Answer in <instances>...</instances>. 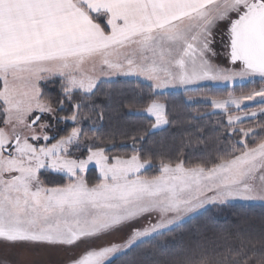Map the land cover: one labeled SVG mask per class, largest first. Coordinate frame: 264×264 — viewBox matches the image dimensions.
<instances>
[{
	"label": "snow or ice",
	"instance_id": "1",
	"mask_svg": "<svg viewBox=\"0 0 264 264\" xmlns=\"http://www.w3.org/2000/svg\"><path fill=\"white\" fill-rule=\"evenodd\" d=\"M225 21V47L234 69L212 60L217 54L214 29ZM97 72L144 77L157 95L175 83L264 80V0H0V242L72 249L127 229L123 241L90 247L67 262L106 264L154 235L174 231L205 205L264 202V139L251 145L238 140V149L228 155L193 166L179 157H161L153 164L135 146L128 158L110 156L111 149L100 144L86 145L87 154L74 157L82 129L73 127L56 139L47 134L50 126L41 117L78 125L81 105H73L70 117L55 115L52 104L44 102L40 82L60 78L64 99L57 103L63 111L74 93L95 95ZM257 96L264 103V89L210 103L226 112L229 105L239 108L242 99ZM146 112L155 118L154 128L169 123L165 105L155 99ZM233 122L229 115L228 125ZM233 131L242 137L253 133ZM92 164L99 179L89 184L85 173ZM150 167L158 174L145 175ZM41 170L64 174L68 182L47 186ZM230 260L240 264L224 254L212 258L197 244L184 264ZM256 264H264V257Z\"/></svg>",
	"mask_w": 264,
	"mask_h": 264
},
{
	"label": "trees",
	"instance_id": "2",
	"mask_svg": "<svg viewBox=\"0 0 264 264\" xmlns=\"http://www.w3.org/2000/svg\"><path fill=\"white\" fill-rule=\"evenodd\" d=\"M103 24V21H99ZM61 80L49 79L40 86L45 103H51L55 115L70 117L73 105L80 104V121L76 125L70 120L49 122L52 130L48 134L59 139L70 133L73 127L82 129V144L74 157L85 156V146L100 144L110 156L119 155L128 158L134 154L133 146L142 151V157H148L153 164L159 158L175 161L178 157L186 165L213 160L226 156L238 149L237 141L245 139L234 129H253L254 135L245 139L249 145L264 139V114L256 119L230 127L227 116L214 114L212 107L203 103L189 105L190 99L225 100L229 96H247L264 88V81L238 85L233 88L201 87L192 92L156 94L154 88L139 81L117 80L101 83L95 95L85 96L74 93L72 102H64L63 111L58 101L63 100ZM151 99L165 105L168 126L159 132H153L154 120L145 116ZM261 107L245 109L249 114ZM4 119L0 113V127ZM44 118H42V121ZM50 140L48 143H54ZM158 174L151 167L145 175ZM41 180L47 186L67 183V177L42 172ZM89 184L98 182L96 170H90L85 176ZM199 244L212 258L220 254L234 257L243 264L256 262L264 257V205L215 206L184 225L134 247L110 264H184L191 250ZM239 253V254H238ZM229 264H234L232 260Z\"/></svg>",
	"mask_w": 264,
	"mask_h": 264
},
{
	"label": "rangeland",
	"instance_id": "3",
	"mask_svg": "<svg viewBox=\"0 0 264 264\" xmlns=\"http://www.w3.org/2000/svg\"><path fill=\"white\" fill-rule=\"evenodd\" d=\"M227 27H228V25H227V22L225 21V22L219 23L217 28L214 29L215 43L213 44V47L215 48L217 54L214 57H212V60H213V63H215V64H217L223 68L234 69V68H236V66L230 62V57L228 55L229 49L227 47H225V45L227 43V39H228L227 35H226ZM136 77L137 76L130 75L128 79H131V81H136V80H133V79H138ZM52 79H54V78H52ZM140 79H144V81L146 83H148L147 85H150V86L152 85V82L147 80L146 78L142 77ZM119 80H122V79H119ZM255 81H264V80H261V78L258 76L251 77V78L246 77L244 79L237 77L233 81H227V82H225V81H202V82H199L197 85L188 86V87H185L183 85L175 83V84H170L165 88H162L160 90L159 94L192 92V91H195V90H197L201 87H205V86L213 87V88H233V87L238 86V85H244V84L252 83ZM43 82H45V81H43ZM42 83L40 84V86L42 85ZM154 90L156 92L155 88H154ZM241 97H245V96H241ZM241 97L229 96L225 100H228L229 98H241ZM211 100L212 99H207V98L206 99L205 98H203V99H190V100H187V103L189 105H193L196 103H203L206 105H210L212 107L214 114L226 115L227 116V122H228V116L231 115L234 118V122L231 125L232 127H236L243 122L256 119L260 115L264 114V103L260 102L261 98L258 96L255 97L254 99H251V100L242 99L239 108H237L234 105H229L226 112L224 109L215 108L210 103ZM256 106H260L261 108L259 110H254L249 114L243 113V111L245 109H251V108H254ZM252 113H255L256 115L253 117L251 115ZM144 115L153 119L155 122V118L153 116L148 115L147 112H145ZM236 117H240L241 119L239 121H236L235 120ZM42 118H44V120L42 121V119H41V122L47 123L50 126L48 129L45 130V131H47V134H48V131L52 130V125H50L49 122H52L55 119L53 118L52 115H47V114L42 116ZM39 123L40 122H38L37 126H36V130L38 132L41 131L40 128L38 127ZM167 126H168V124L162 125L159 128H154L153 132L162 131ZM1 127H4L3 123L1 125ZM255 133H256V131H253V133H250L248 137H244V138L247 139V138L251 137L252 135H254ZM25 134H28V133L26 132ZM76 154H78V149L74 150L73 156H75ZM150 168L145 169V172L147 170H149ZM92 169H94V170L97 169L99 171V169L96 165H94V164L89 165V167L85 173V176ZM42 172L54 173L50 170H41V173ZM54 174H57V173H54ZM58 175L65 176L64 174H58ZM236 204L264 205V202H261L259 200H253V201L233 200L230 204H228L226 206H231V205H236ZM213 207H215V206L214 205H205L203 209L198 210L195 213H191V214L186 215L183 218V221L180 224V226H182L185 223L189 222L190 220L196 218L197 216L207 212L208 210H210ZM153 219H155V217H153ZM138 223L143 224L144 222L141 221ZM176 228H178V227H176ZM127 231H128L127 229H123L121 231L112 233L110 236H104L101 240L97 241L94 245L81 244V245L74 247L72 249L34 248V247L22 246V245L13 246V245H10V244L4 243V242H0V264H67L70 257L79 258L90 247H97L98 248L101 245L110 244L114 241L115 242L123 241L125 236L127 235ZM166 233H168V232H166ZM158 236H160V235H154L153 238L158 237ZM153 238H148L144 242L150 241ZM144 242H142V243H144ZM142 243H138V245H140ZM123 255H125V254H123ZM123 255H116L110 259H112V261H113L115 258L117 259ZM110 263H109V261L106 262V264H110Z\"/></svg>",
	"mask_w": 264,
	"mask_h": 264
},
{
	"label": "crops",
	"instance_id": "4",
	"mask_svg": "<svg viewBox=\"0 0 264 264\" xmlns=\"http://www.w3.org/2000/svg\"><path fill=\"white\" fill-rule=\"evenodd\" d=\"M126 76V77H125ZM130 75H124L122 73L120 74H117V73H111V74H104V73H99L97 72V80H98V85H100L101 83H107V82H114V81H117L119 79H122V80H131V79H128ZM56 78H59V77H56ZM138 79H133V80H136V81H139V82H142V83H146L144 81V79H140L142 77H136ZM43 81L40 82V84L42 83ZM148 84V83H146ZM95 91V90H94ZM83 94V93H82ZM97 170V169H96ZM98 172V175H99V171L97 170ZM111 235V234H110ZM110 235H107V236H110ZM116 259V258H115ZM114 259V260H115ZM111 260V261H110ZM113 260V261H114ZM112 259H109V263L110 262H113ZM108 262V261H107Z\"/></svg>",
	"mask_w": 264,
	"mask_h": 264
},
{
	"label": "water",
	"instance_id": "5",
	"mask_svg": "<svg viewBox=\"0 0 264 264\" xmlns=\"http://www.w3.org/2000/svg\"><path fill=\"white\" fill-rule=\"evenodd\" d=\"M41 119H42V117H41Z\"/></svg>",
	"mask_w": 264,
	"mask_h": 264
}]
</instances>
